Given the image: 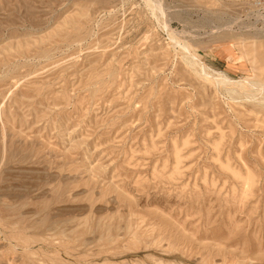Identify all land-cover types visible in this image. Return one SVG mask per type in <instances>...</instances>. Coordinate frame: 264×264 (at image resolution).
I'll use <instances>...</instances> for the list:
<instances>
[{
    "label": "rangeland",
    "instance_id": "1",
    "mask_svg": "<svg viewBox=\"0 0 264 264\" xmlns=\"http://www.w3.org/2000/svg\"><path fill=\"white\" fill-rule=\"evenodd\" d=\"M0 264H264V0H0Z\"/></svg>",
    "mask_w": 264,
    "mask_h": 264
},
{
    "label": "bare ground",
    "instance_id": "2",
    "mask_svg": "<svg viewBox=\"0 0 264 264\" xmlns=\"http://www.w3.org/2000/svg\"><path fill=\"white\" fill-rule=\"evenodd\" d=\"M150 1H151V0H150ZM71 40H72V39H71ZM183 48H184L185 50L188 51L186 45H183ZM192 54H193V53H192ZM193 56H194V55H193ZM195 57H196V56H195ZM197 59H198V58H197ZM197 59H196V60H197ZM187 60H189V59H187ZM189 61H190V60H189ZM254 61H256V59H255ZM262 68H263V67H262ZM201 69H202L203 72H204L203 67H201ZM204 73H205V72H204ZM205 75H206V73H205ZM217 76H218V78H219V79H218V83H219V82H225V81L227 82V80H228L224 75L218 74ZM214 79H215V78H214ZM216 82H217V80H216ZM257 83H258V82H257ZM233 92H234V91H233ZM3 154H4V153H3ZM251 174H252V173H250L249 175L252 177ZM246 176H248V175H246ZM248 177H249V176H248ZM248 177H247V178H248ZM247 178H246V179H247ZM249 179L252 180L253 178H249ZM244 181L246 182V180H244ZM248 182H249V181H248ZM253 182H254V181H253ZM250 183H251V182H250ZM246 184H247V183H246ZM252 184H254V183H251V185H252ZM244 186H245V184H244ZM247 186H248V185H247ZM245 187H246V186H245ZM248 188H250V187H248ZM245 189H246V188H245ZM246 191H248V189H247ZM249 191H250V189H249ZM245 193H246V192H245ZM245 193H244V195H245ZM241 197H242V196H241ZM244 197H245V196H244ZM240 199H241V198H240ZM85 221H86V220H85ZM85 221H84V222H85Z\"/></svg>",
    "mask_w": 264,
    "mask_h": 264
}]
</instances>
